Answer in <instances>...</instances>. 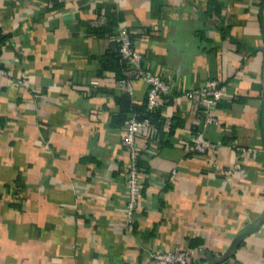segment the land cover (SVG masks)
<instances>
[{
    "label": "crops",
    "instance_id": "1",
    "mask_svg": "<svg viewBox=\"0 0 264 264\" xmlns=\"http://www.w3.org/2000/svg\"><path fill=\"white\" fill-rule=\"evenodd\" d=\"M114 22L171 84L134 139L129 221L122 136L147 84L103 65ZM0 63V264H264V0H0ZM210 77L226 87L202 126L182 90Z\"/></svg>",
    "mask_w": 264,
    "mask_h": 264
},
{
    "label": "built area",
    "instance_id": "2",
    "mask_svg": "<svg viewBox=\"0 0 264 264\" xmlns=\"http://www.w3.org/2000/svg\"><path fill=\"white\" fill-rule=\"evenodd\" d=\"M115 38L119 41V54L133 73L142 78L146 84L145 91V105L147 109L162 106L169 96L171 84L162 78L157 73L151 71L148 67H144L141 63V53L135 49L132 45V41L128 30L125 26L117 24L115 29ZM6 69L3 65H0V75H4ZM115 85L125 92H129L131 89L130 77L122 75L115 77ZM225 83L217 78L210 77L206 79L202 84L185 88L182 93L187 98H197L204 108V114L202 117V126L209 123H216V117L211 113V109L215 106L217 100L225 91ZM151 124L148 118H137L134 113H131L124 124V132L122 136V145L127 153L128 159L124 166V183L128 192V199L126 202L127 221L134 210L137 197L140 192V184L138 180V174L140 168L138 165V152L135 148V136L140 132H147L150 130ZM190 143L197 152L212 151L215 144L206 139L201 130H196L190 137ZM234 167H238L235 164ZM229 169L225 168L221 170L222 174L228 175ZM195 249L184 248L174 249L161 252H153L152 257L156 260L164 261L168 264H188L191 260Z\"/></svg>",
    "mask_w": 264,
    "mask_h": 264
},
{
    "label": "trees",
    "instance_id": "3",
    "mask_svg": "<svg viewBox=\"0 0 264 264\" xmlns=\"http://www.w3.org/2000/svg\"><path fill=\"white\" fill-rule=\"evenodd\" d=\"M117 23L114 22L112 25H110L109 28H111V34L113 35V39L110 42L109 47L107 48V50L105 51L104 55L102 56V63L103 65H106L110 68H112L115 71V77H119L122 75H132L134 74L133 71L128 67L127 63L121 59L120 54H119V41L118 39L115 38V27H116ZM0 65H2L0 63ZM137 105V104H136ZM159 107H154L152 109H147L146 105H145V99H143V101L137 105L134 106L131 110V113H134L135 116L137 118H148L149 122L151 117L157 113V110L160 108ZM138 165H139V161H138Z\"/></svg>",
    "mask_w": 264,
    "mask_h": 264
}]
</instances>
